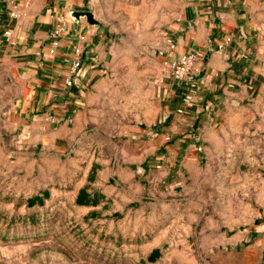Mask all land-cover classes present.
Masks as SVG:
<instances>
[{
    "label": "rangeland",
    "instance_id": "rangeland-1",
    "mask_svg": "<svg viewBox=\"0 0 264 264\" xmlns=\"http://www.w3.org/2000/svg\"><path fill=\"white\" fill-rule=\"evenodd\" d=\"M154 68L114 74L103 123L53 146L10 129L20 93L0 70V264H264L248 248L264 221V76L211 136L167 150L143 124Z\"/></svg>",
    "mask_w": 264,
    "mask_h": 264
},
{
    "label": "crops",
    "instance_id": "crops-1",
    "mask_svg": "<svg viewBox=\"0 0 264 264\" xmlns=\"http://www.w3.org/2000/svg\"><path fill=\"white\" fill-rule=\"evenodd\" d=\"M75 11L92 12L99 24L76 18ZM60 17L64 29L56 33ZM226 36L233 41L222 46ZM150 47L152 57L139 54ZM193 47L206 58L202 88L193 104L178 113L183 88L163 62ZM78 53L83 68L76 86L68 89L64 80ZM154 67L160 81L152 91L159 98L144 130L160 131L155 141L167 150L203 142L216 132L211 126L220 125L227 111L261 87L264 0H0V70L8 72L20 93L8 119L10 129L22 127L24 134L31 132L52 146L69 141L79 129L103 123L100 117L114 107V74L146 75ZM251 235L248 248L264 258V221Z\"/></svg>",
    "mask_w": 264,
    "mask_h": 264
},
{
    "label": "built area",
    "instance_id": "built-area-1",
    "mask_svg": "<svg viewBox=\"0 0 264 264\" xmlns=\"http://www.w3.org/2000/svg\"><path fill=\"white\" fill-rule=\"evenodd\" d=\"M11 16L17 17L18 14L16 11H12ZM63 29L64 21L63 17H60L55 31L58 33L63 31ZM232 41V36H226L223 38L221 44L222 46H225ZM168 42L171 47H175L174 39L172 37H170ZM210 43V46H212V42ZM205 61V56H202L198 49L194 47L188 52L181 54L176 59L167 58L164 60L163 65L168 70L173 82L183 88L182 105L178 108V113H184L186 108L191 106L197 99L198 93L202 88L201 86L202 78L205 72ZM82 68L83 58L81 53H78L71 63L69 75L64 80L66 88L73 89L76 86V78L81 74ZM200 75L202 76L199 77Z\"/></svg>",
    "mask_w": 264,
    "mask_h": 264
},
{
    "label": "water",
    "instance_id": "water-1",
    "mask_svg": "<svg viewBox=\"0 0 264 264\" xmlns=\"http://www.w3.org/2000/svg\"><path fill=\"white\" fill-rule=\"evenodd\" d=\"M74 16L76 18H80L81 16H86L87 21L90 24H99V21L94 17V14L90 11H75ZM201 76L202 75H200L199 77H201Z\"/></svg>",
    "mask_w": 264,
    "mask_h": 264
}]
</instances>
